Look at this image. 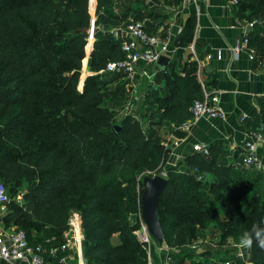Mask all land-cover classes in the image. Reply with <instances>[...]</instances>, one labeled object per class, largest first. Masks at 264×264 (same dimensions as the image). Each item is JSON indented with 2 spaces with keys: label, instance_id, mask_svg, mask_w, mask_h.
I'll return each instance as SVG.
<instances>
[{
  "label": "trees",
  "instance_id": "obj_1",
  "mask_svg": "<svg viewBox=\"0 0 264 264\" xmlns=\"http://www.w3.org/2000/svg\"><path fill=\"white\" fill-rule=\"evenodd\" d=\"M96 2L99 28L86 56L89 0H0V182L11 193L3 223L24 231L30 244L48 246L63 242L69 216L78 212L86 264H146L132 234L137 185L143 191L144 177L163 173L158 219L169 249L182 248L210 220L220 226L219 245H238L254 223L264 226V173L219 161L217 145L206 156L195 151L162 170L170 148L151 125L191 118L193 102L203 98L197 64L188 61L166 74L167 91L156 99L157 112H149L150 128L130 113L116 121L127 93L125 74L112 72L106 80L99 71L124 53L120 42L100 34L111 22L102 10L112 0ZM240 5L251 16L264 11V0ZM194 26L190 15L181 43L192 41ZM250 39L264 56V34ZM85 58L90 73L79 88ZM261 116L264 122V109ZM117 234L121 239L113 243ZM242 249V258L230 259L231 247L217 256L232 264H264V249L255 243ZM182 250L171 256L173 264H214L212 249L199 258L195 250Z\"/></svg>",
  "mask_w": 264,
  "mask_h": 264
},
{
  "label": "crops",
  "instance_id": "obj_2",
  "mask_svg": "<svg viewBox=\"0 0 264 264\" xmlns=\"http://www.w3.org/2000/svg\"><path fill=\"white\" fill-rule=\"evenodd\" d=\"M124 1L112 0L110 5L103 8L102 12L111 22L103 23L108 27L100 30V34L117 42L129 39L127 35L112 34L109 29L136 20L143 23L149 35L167 41L170 53L164 55L169 58V62L161 70L156 68L155 63L146 65L140 62L133 75H125L126 89L129 91L131 88V94L125 97L122 106L130 103L132 107L139 108L142 117L146 114L144 125L150 128L152 121L149 112H157L156 99L167 91L166 74L179 71L188 61L196 62L202 90L218 95L225 118H201L185 127L174 123H168L167 127H154L152 124L166 147L170 148L171 155L166 167L174 166L180 159L192 154L193 145L201 143L208 148L217 145L219 149L221 146L219 161L231 164L236 170L242 168L241 157L248 133L264 129L261 116V110L264 109V56H260L257 51L256 58L250 60L246 52L234 55L231 48L244 34H264V24L258 23L251 28L247 25L254 18L263 19L264 11L251 16L247 9L241 7V0H197L187 5H183L182 0ZM96 3V0H89V13L95 21ZM121 4L123 7L119 8ZM190 15L195 18L193 38L189 44H183L180 33ZM136 43V49L143 50L142 43ZM82 65L88 69L87 58ZM89 73L88 69L86 74ZM99 73H103L104 78L105 73L102 70ZM114 84L109 86L113 87ZM126 114L123 112L121 118ZM152 119L158 120L156 117ZM262 150L263 147L259 149L260 156ZM6 213L7 208L1 207L2 218ZM0 264L26 262L4 261L0 258Z\"/></svg>",
  "mask_w": 264,
  "mask_h": 264
},
{
  "label": "built area",
  "instance_id": "obj_3",
  "mask_svg": "<svg viewBox=\"0 0 264 264\" xmlns=\"http://www.w3.org/2000/svg\"><path fill=\"white\" fill-rule=\"evenodd\" d=\"M197 0H182L183 5L195 3ZM235 3L237 1H234ZM264 24V18L261 20L252 19L247 25L253 27L254 25ZM99 26L96 25L95 19L91 18L90 25L87 30L86 45L85 47L91 50L93 42L95 41V33ZM112 34H121L129 36V39L120 42L121 50L124 57L119 60L108 61L105 64L103 72H119L125 75H133L138 63L143 62L146 65L153 64L157 61L160 55H167L170 53L167 41H160L154 36L149 35L143 23L136 20H129L124 24L112 27L109 29ZM132 38V39H131ZM136 41H140L143 45V50H137ZM234 55L244 51L250 60L256 58L257 50L251 44L250 36L244 34L238 39L235 45L231 48ZM197 67V72H198ZM191 118L181 124L182 127L188 123H195L201 118H225V113L219 106V99L216 93H209L203 90V98L195 100L190 108ZM248 139L244 141L243 154L241 157V167L243 169H257L264 172V155H259V149L264 147V133L260 131H251L247 135ZM177 145V144H175ZM193 151L199 152L203 155H208V147L204 144L197 143L193 145ZM171 155V153H170ZM162 175L164 174H154ZM201 178V177H199ZM141 187L137 185L138 193V209L135 213L138 226V241L146 254V264H154L152 259L151 240L146 224L143 222L141 213ZM10 202V197L6 192L3 183L0 182V208L6 207ZM67 229L63 233V242L58 244L43 245L30 244L24 231L16 229L15 227H7L3 223L2 216L0 215V258L4 261L21 260L26 264H86L83 256V232L82 220L78 212H72L69 216ZM8 241V243L6 242ZM238 246V245H236ZM167 253L165 261L162 264H173L170 250L164 244L162 248ZM190 249L198 251L199 245L193 243ZM237 258H242L243 253L238 249ZM230 259L223 261V264H232Z\"/></svg>",
  "mask_w": 264,
  "mask_h": 264
},
{
  "label": "rangeland",
  "instance_id": "obj_4",
  "mask_svg": "<svg viewBox=\"0 0 264 264\" xmlns=\"http://www.w3.org/2000/svg\"><path fill=\"white\" fill-rule=\"evenodd\" d=\"M129 1V0H128ZM125 3L127 2V0L126 1H124ZM120 7H123V4H121V5H119V8ZM254 19H257V20H261V17H258V18H254ZM110 37H112V38H114L115 36H110ZM85 52H86V56H88L89 55V52H90V49L89 48H87V47H85ZM86 73H88V69L85 67V65H82V70H81V77H80V81H79V88H81L82 87V83H83V80H84V78H85V76L87 75ZM105 74H104V78L106 79V80H110L111 78H112V72H104ZM103 74V73H102ZM128 90L126 89V92H127ZM129 94V95H128ZM130 94H131V88L129 89V91L126 93V95H125V97H129L130 96ZM128 95V96H127ZM125 101H126V99H124ZM124 101V102H125ZM128 105V106H127ZM133 108V109H132ZM121 111V112H120ZM156 111V110H155ZM117 112H119L118 113V115L116 116V121H118V120H120L121 119V116H122V113L123 112H126V113H130L131 115H133L134 117H138L137 119H140V121H142L143 122V127L146 129L147 127H146V125H144V120H145V115L146 114H144V116L142 117L140 114H142V112H140V110H139V108H137V107H132L131 105H130V103H127L126 105H124V106H120L119 108H118V111ZM140 115V116H139ZM165 127H167V123L166 122H164V124H163ZM162 125V126H163ZM149 130V129H148ZM261 155H264V148H263V150H262V152H261ZM166 165H167V162L165 163V165L163 166V169L162 170H164L165 168H167L166 167ZM182 168H185V167H182ZM185 170H186V168H185ZM264 173V172H263ZM161 174H163V173H161ZM248 174H249V177L251 178V183L254 185V183L252 182L253 181V179L252 178H254L255 176H256V174H254V170H250L249 172H248ZM258 182V181H257ZM260 187H261V189H263L264 188V182H260V185H259ZM9 196L11 197V193H9ZM131 222L134 224V223H136L137 224V221L135 220V219H132L131 220ZM217 223L215 222V221H208L207 223H206V226H205V229L204 230H202V231H198V233H197V235L194 237V239H192L189 243H187L186 245H184L182 248H183V250L182 251H184V250H188V249H190V245H192L193 243H196V244H198L199 245V247H200V249L197 251V252H194V254H195V256H196V258L198 257H200V255L202 254V252H203V250L204 249H212L213 250V254H210L211 255V257H210V259L213 261V263L214 264H222L223 263V260H220V257L219 256H217V253L220 251L219 249H226V248H229V247H231V248H233V250H232V256H231V258L230 259H233V257L234 256H236L237 255V252H238V249H240L241 251L243 250L241 247H239V245L238 246H236L235 244H232V243H230V241H228L227 243H224V244H222V245H219V236H220V232H221V230H220V226L218 227L217 225H216ZM138 226H139V224H138ZM132 234L133 235H135L136 236V238L138 239V227H135L133 230H132ZM120 239H121V237H120V235L119 234H117V235H114L113 237H112V241H113V243H117V242H119L120 241ZM127 246V245H126ZM164 246V243H163V240H157V239H155V238H153L152 237V240H151V250H152V259H153V263L154 264H162L164 261H165V258H166V255H167V253L165 252V251H163L162 249H160V248H162ZM126 249H125V253H126V255L129 257V259L131 260V255H130V252H131V250H130V248H128V247H125ZM182 248H176V249H170V250H168L169 252V255H171V256H176L177 254H179V250H181ZM191 250V249H190ZM230 252V251H229ZM242 253H243V251H242ZM220 254H223V253H220ZM244 254V253H243Z\"/></svg>",
  "mask_w": 264,
  "mask_h": 264
},
{
  "label": "water",
  "instance_id": "obj_5",
  "mask_svg": "<svg viewBox=\"0 0 264 264\" xmlns=\"http://www.w3.org/2000/svg\"><path fill=\"white\" fill-rule=\"evenodd\" d=\"M107 24L101 27L102 30H106ZM169 62V58L164 55H160L155 62L156 68L159 70L165 68V65ZM144 190L141 195V213L143 222L146 224L150 235L159 240H163L162 227L158 219V201L162 194L166 178L162 175H156L154 177H144Z\"/></svg>",
  "mask_w": 264,
  "mask_h": 264
},
{
  "label": "clouds",
  "instance_id": "obj_6",
  "mask_svg": "<svg viewBox=\"0 0 264 264\" xmlns=\"http://www.w3.org/2000/svg\"><path fill=\"white\" fill-rule=\"evenodd\" d=\"M264 249V226L253 224L250 231H245L239 238L238 245L241 248L250 249L253 244Z\"/></svg>",
  "mask_w": 264,
  "mask_h": 264
}]
</instances>
